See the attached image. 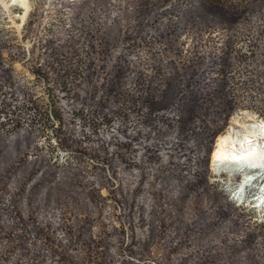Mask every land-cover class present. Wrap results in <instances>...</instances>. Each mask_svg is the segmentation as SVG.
<instances>
[{"label": "rangeland", "instance_id": "1", "mask_svg": "<svg viewBox=\"0 0 264 264\" xmlns=\"http://www.w3.org/2000/svg\"><path fill=\"white\" fill-rule=\"evenodd\" d=\"M28 1L25 18L23 6L0 2V80H9L14 88L26 86L37 100L38 114L50 113L57 76L68 70L73 81L86 78L84 89L101 93L104 85H115L114 94L126 85L132 89L141 75L155 84H173L180 96L161 112L169 118L148 129L156 134L155 157L169 166V175L173 177V165H181L183 178L174 173L166 182H176L183 197L161 210L168 227L144 252L131 254L126 246L119 250L122 229L130 242L136 225L142 242L153 237L152 224L142 214L133 218L110 194L109 177L119 185L121 176L90 152L66 148L56 128L47 124L34 131L27 147L18 142L11 149L0 148L1 177L13 180L38 173L37 178H52L33 195L36 200L46 196V201L27 203L22 184L1 181L0 213L7 200L18 215L37 213L33 224L43 229L33 244L48 257L56 247L70 257L85 255L89 264H264V203L258 196L264 184H253L242 200L234 201L241 177L210 170L220 134L232 125L264 121V0ZM193 85L197 90H191ZM10 132L4 136L15 134ZM11 153L16 158L11 160ZM38 157L88 171V179H98L101 198L84 204L78 195L92 191V185L68 190L74 183L71 169L37 166ZM185 171L195 178L186 177ZM208 189L219 199H207ZM3 216L10 226L0 227V264H45L17 244L29 234L25 225L16 224L6 212ZM175 218L191 222L177 227L171 224ZM74 226H83L86 236L104 239L92 252L83 241L73 245Z\"/></svg>", "mask_w": 264, "mask_h": 264}, {"label": "trees", "instance_id": "2", "mask_svg": "<svg viewBox=\"0 0 264 264\" xmlns=\"http://www.w3.org/2000/svg\"><path fill=\"white\" fill-rule=\"evenodd\" d=\"M143 78L144 75H141V78L137 79L134 88L131 89L126 85L114 94L115 85H104L102 93L91 89V87L84 89V84L87 83L86 78L83 82H77L71 79L69 70L60 72L56 79L57 89L53 96V106L50 113L44 114H38L37 108H35L37 100L26 86H15L14 88L10 84L8 86L9 82L7 81L9 80H0V148L11 149L18 142L21 148L27 147L28 138L38 130L37 128L52 124V127L56 128L59 141L66 148L83 154L90 152L98 162L109 165L114 174L116 172L122 177V183L119 185L115 179L109 177L110 194L129 211L133 218L136 214H142L154 229L153 237L144 239L142 242H139L136 236V225L131 231L130 242L126 239L127 233L122 229L123 236L119 250L126 246L131 254H133L132 252L138 254L144 252L153 240L157 239V233L165 231L169 222H166L165 214H162L161 210L173 205V202H177L183 197L176 182H166L170 178H175L174 173L177 174L176 177L183 178L181 165H173V170H171L174 172L172 173L173 177L171 174L169 175L167 172L169 166L158 162L155 157L154 153L157 150L152 144V138L156 134L151 133L148 129L151 123L160 124L161 120L169 118L167 115L163 116L161 112L170 104H176L177 97L180 96L179 92L169 82L155 84ZM191 90H197V87L193 85ZM8 132L15 134L7 138L4 135ZM137 152L140 153L137 154ZM134 153L137 155L135 156ZM23 154L25 155V153ZM21 156L16 159L15 164L20 161ZM10 158L11 160L16 158V154L11 153ZM42 159L36 158L34 164L37 166L44 164L59 172L70 168V166H58V163L52 164ZM70 173L72 177L70 179L74 180V183L68 184V190L84 188L86 184L92 185V191L82 192L78 195L82 196L84 204H89L90 199L97 202V199L101 198L97 178L88 179L90 173L88 171L80 172L78 169H71ZM184 173L190 179L195 178L194 173L186 171ZM91 174H95L94 171ZM37 175L38 173H29L27 176L12 180L2 174L0 182L6 183L10 180L15 185L22 184L20 189L26 193L25 201L41 203L45 202L47 197H40L36 200L33 199V195H36V192L41 188L46 187L52 178L48 174L44 178H37ZM84 179H86L85 183ZM175 192L177 193L171 198L170 194ZM224 195L227 196L225 191ZM206 198L219 199L218 195L210 192L209 189ZM56 201L62 203L63 199H56ZM229 201L231 202L230 199ZM2 202L1 206L8 216H11L16 224L25 225L27 233L31 235L28 237L29 234L25 233L23 239L17 241V244L24 246L32 257L41 258L45 264H89L85 255L75 254L70 257L56 247H51L49 251L51 254L48 257L47 253L33 244L36 237H40L43 229L40 223L33 224L37 213L22 212L21 215H18L16 211L10 209V200ZM234 205L236 204L234 203ZM3 214L0 213V227L7 228L10 225L5 221ZM190 222H183L182 219L175 218L171 224L178 227L187 226ZM73 231L76 236L70 243L78 246L77 244L81 245L83 241L84 247L86 246L90 252L94 251L95 245L104 239V237L86 236V229L83 226H74ZM7 235L10 236V233ZM79 236L82 237L79 238ZM67 250L70 252V245L66 246ZM111 250H114L113 246H110L107 255L109 263L113 261V251ZM110 253L112 254L110 255ZM126 264H135V262L128 261Z\"/></svg>", "mask_w": 264, "mask_h": 264}, {"label": "bare ground", "instance_id": "3", "mask_svg": "<svg viewBox=\"0 0 264 264\" xmlns=\"http://www.w3.org/2000/svg\"><path fill=\"white\" fill-rule=\"evenodd\" d=\"M0 2L6 7L14 3L23 6V18L30 12L28 0H11L10 4L6 0ZM211 169L216 173L225 172L237 180L241 177L231 197L234 201L242 200L244 191L253 187V184H264V121L232 125L227 133L220 135L212 156ZM259 191L261 193L258 196L263 197L259 202L264 203V189L259 188Z\"/></svg>", "mask_w": 264, "mask_h": 264}]
</instances>
